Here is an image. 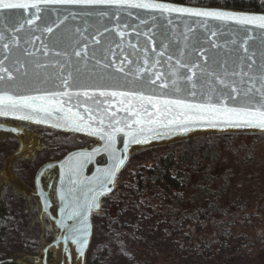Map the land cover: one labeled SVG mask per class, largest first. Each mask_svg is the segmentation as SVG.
Wrapping results in <instances>:
<instances>
[{
    "label": "water",
    "instance_id": "1",
    "mask_svg": "<svg viewBox=\"0 0 264 264\" xmlns=\"http://www.w3.org/2000/svg\"><path fill=\"white\" fill-rule=\"evenodd\" d=\"M20 2L31 4L35 0ZM129 3H157L174 8L264 15V11L199 6L170 0H129ZM38 7L39 12L32 7L0 9V61L14 77L9 81L5 76V81L0 82V93L20 97L66 91L72 95L70 101L68 97L63 98L65 107H72L73 112L83 116L91 128H100L99 121L103 119L105 131L111 130L108 128L110 122L113 127L128 131L126 124L139 127L132 123L137 118L145 121V129L155 128V132L138 133L141 137L139 143H129L124 132L117 133L113 151V148L105 146L106 142L99 134L93 135L69 126L61 118L62 113L45 116L18 109L16 114L0 115L20 119V115L27 114L33 118L20 120L36 123L40 120V124L99 140L94 148L73 150L62 159L45 165H56L60 171V207L54 217L57 234L48 245V249L55 252L54 264H85L92 242L93 213L99 209L102 197L112 191L116 177L128 162L134 146L166 142L204 131L264 132L257 127H232L223 122H217L216 126L207 122H190L184 126L172 124L168 127L150 125L147 121L155 119L166 124L178 110L157 117L156 110L146 105L147 111L141 110L137 117L122 109L128 106L131 99L135 111L141 101L101 97L99 93L134 92L161 100L181 99L196 104H220L222 96L235 95V100L227 99V105L246 106L250 97L260 99L257 89L264 91V79H261L264 77V36L258 29L245 31L232 23L221 26L214 20L205 21L187 14L129 7L127 4H39ZM28 20H33V23L29 24ZM49 27L51 32L46 31ZM214 31L215 36L212 35ZM249 35L253 39L248 40L245 52L242 45ZM77 52L81 55L77 56ZM181 64L187 67H180ZM193 65H198L193 69L195 75L189 71ZM138 67L146 70L137 75ZM117 68L123 70L117 71ZM69 73L71 79L69 86L65 87L62 81ZM189 76H192L191 81L187 79ZM218 78L230 87H223ZM152 80L155 83H151ZM162 84L167 86L161 87ZM231 87H235L237 93H232ZM249 89L251 92H248ZM84 91L92 99L75 95ZM122 99L125 101L123 104ZM85 107L92 109L93 119L89 120ZM149 112L153 115H148ZM117 120L119 124L115 123ZM183 127L188 130L184 131ZM74 212L76 214L72 215ZM14 261L26 264L22 259L15 258L0 260V264ZM38 264L42 263L39 261Z\"/></svg>",
    "mask_w": 264,
    "mask_h": 264
},
{
    "label": "trees",
    "instance_id": "2",
    "mask_svg": "<svg viewBox=\"0 0 264 264\" xmlns=\"http://www.w3.org/2000/svg\"><path fill=\"white\" fill-rule=\"evenodd\" d=\"M170 1L264 11V0ZM262 152L258 134H199L176 142L141 174L136 193L142 201L132 197L116 217H104L97 228L104 237L95 234L89 264H264V174L254 161ZM10 226L0 199V256Z\"/></svg>",
    "mask_w": 264,
    "mask_h": 264
},
{
    "label": "flooded vegetation",
    "instance_id": "3",
    "mask_svg": "<svg viewBox=\"0 0 264 264\" xmlns=\"http://www.w3.org/2000/svg\"><path fill=\"white\" fill-rule=\"evenodd\" d=\"M258 134V130H240L225 133L204 131L177 138L166 142H153L134 146L131 150L136 154L149 152L153 155L151 164L141 163L139 158H129L126 165L118 173L112 191L101 199L99 209L93 213L92 242L94 244L97 228L104 227V217L110 214L116 217L120 209L132 201H142L141 193L137 190L140 176L151 169L156 161L169 152L176 142L186 140L199 134ZM99 140L83 134L58 130L40 123L10 119L0 116V199L10 219L11 231L18 232L22 239L26 237V246H34L32 250L37 255H19L3 251L0 260L15 258L24 260H38L45 263L47 260L54 264V251H43L54 238L57 229L54 217L58 215L60 202L58 199L59 167L45 165L49 162L62 159L73 150L94 148ZM137 156V155H136ZM136 164V165H135ZM135 165V166H134ZM45 167V168H44ZM35 171V172H34ZM126 177V178H125ZM129 181L132 184L126 185ZM139 193V194H138ZM101 217L103 221L97 225L94 219ZM30 234H27V229ZM103 231V229H101ZM14 232V233H15ZM24 235V236H23ZM19 236V235H18ZM20 237V236H19ZM21 238V237H20ZM18 239V238H17ZM27 251L29 250L28 247ZM4 264H20V262H5Z\"/></svg>",
    "mask_w": 264,
    "mask_h": 264
},
{
    "label": "snow or ice",
    "instance_id": "4",
    "mask_svg": "<svg viewBox=\"0 0 264 264\" xmlns=\"http://www.w3.org/2000/svg\"><path fill=\"white\" fill-rule=\"evenodd\" d=\"M39 4H109V5H124L127 4L129 7H137L144 9H157L161 12H175L181 14H187L194 17L203 18L205 21L214 20L218 22L221 26L228 25L230 23L241 26L245 31H250L253 29L260 30V34L264 36V15H252V14H240L227 11H209V10H194L190 8H174L165 4L157 3H129V0H35L34 3L20 2V0H0V9H27L29 7L35 8L37 12L40 11ZM38 18V17H37ZM29 24L33 23V20L27 21ZM207 27V24H205ZM46 31L51 32L52 28L49 27ZM123 36V33H120ZM212 35L215 36L216 32H212ZM253 39L252 35L247 36L244 41V51L247 52V42L248 40ZM99 41H97L98 43ZM215 46V45H214ZM7 47V45H5ZM77 56L81 55L80 52L76 53ZM251 59V57H249ZM147 63V61H145ZM180 64L179 61H177ZM107 66V65H106ZM180 67H187L186 65H180ZM198 67V65H193L192 68H189V71L195 72L193 69ZM123 69L117 68V71H122ZM146 69L138 67L136 69L137 75L144 72ZM175 75V73H173ZM5 76L7 80L11 81L14 79L12 73L7 67L3 66V61H0V82L5 81ZM157 78L159 75L157 74ZM71 79V73L68 74L66 78L63 79L62 83L65 87L69 86V80ZM188 80H192V76L187 77ZM219 79V78H218ZM261 79H264L262 77ZM151 83H155V80H152ZM173 84L176 83L175 80L172 81ZM219 83L228 88L230 85L226 83L223 79H219ZM166 84H162L161 87H166ZM192 87L195 88V84H192ZM232 93H237L235 87H231ZM251 92V89L248 90ZM257 92L260 94V99L256 100L254 97H250L246 101V106L236 107L228 106L227 99L231 98L235 100V95L231 97H221L220 104L214 103H188L181 99H158L153 96H144L143 94H138L134 92H117V91H101L99 95L101 97H122V98H132L141 101L142 103L135 111H133L132 100H128V106L122 110L131 113L133 116L139 117L141 110L147 111L146 105H151L155 110V115L159 117L160 115L171 114L175 111V115L172 119L168 120L167 123H163L159 119L147 121L150 125H158L168 127L172 124H179L181 126L187 125L190 122H207L210 126H216L217 122H223L232 127H257L264 129V91L257 89ZM248 93H245L247 95ZM71 93L66 91L52 92L48 95H37V96H13L7 92L0 93V115L16 114L18 109H27L32 113H43L45 116H52L53 113H62V119L71 127L76 130L89 131L91 134H99L100 138L105 140V146L108 148H113L115 144V137L117 133L124 132L125 136L128 137L129 143H139L141 142V137L138 133H143L145 131L155 132V128L149 127L145 129L143 121L141 118L135 119L132 123L138 125V128H133L132 124H126L125 127L128 131H125L121 127H113L112 123L108 124L110 131L104 130V120L100 119L99 123L100 128H91V125L84 120V117L81 116L78 112H73L72 107H65L64 97H68L69 101L71 100ZM76 96H84L88 99H92V96L89 95L87 91L83 93L77 92ZM195 95V93H192ZM125 101L122 99L121 104ZM99 103V101H97ZM163 109V110H162ZM119 110V109H118ZM85 111L89 113V120L93 119L91 116L92 109L85 107ZM105 111H107L105 109ZM115 115V113H111ZM148 115H153L149 112ZM20 119H32L33 117L27 114H22L19 116ZM37 122H41L37 120ZM116 124H119V120L115 121ZM184 131H187V127H183ZM158 134V133H157ZM127 147V144L125 145ZM114 151V148H113ZM122 162V161H121ZM63 198V197H62ZM74 212L72 215H75ZM71 218V216H69Z\"/></svg>",
    "mask_w": 264,
    "mask_h": 264
},
{
    "label": "rangeland",
    "instance_id": "5",
    "mask_svg": "<svg viewBox=\"0 0 264 264\" xmlns=\"http://www.w3.org/2000/svg\"><path fill=\"white\" fill-rule=\"evenodd\" d=\"M136 146H138V145H136ZM137 155V156H136ZM153 154L152 153H150V151L148 152H142V153H138V154H136V152L134 151L133 153H132V150H131V154H130V157H132L133 156V159L132 160H135V159H138L139 158V160H140V162L141 163H146L147 165L148 164H151L153 161H151V159L152 158H149V157H151ZM259 155H260V157L258 158V159H255L254 161H257V162H259L261 165H262V169H261V171H263L262 172V174H264V152H262L261 154L259 153ZM138 157V158H137ZM253 158H257L258 156L255 154V155H253L252 156ZM136 165V164H135ZM134 165V166H135ZM35 172V171H34ZM263 178H264V175H263ZM258 191V190H257ZM262 192H264V190H262ZM252 194H254L255 196H257V194H260L259 192H253ZM262 195H264V194H262ZM250 218H252V219H258V218H261L260 217V214H254V213H250ZM95 220V223H97V225L96 226H98V224H100V222L101 221H103V219L101 218V217H99L98 216V218L97 219H94ZM258 221V220H257ZM30 229L31 228H28L27 230V234H30ZM15 231H12L11 232V234H10V237L11 238H8V243H7V245H6V247L2 250V251H5L6 253H9V251H14V252H12V253H14L15 255L16 254H23V253H27V254H30V255H37V254H35V252H33L32 250H30V249H33V245L32 246H26V237L25 238H23L22 239V236L18 233V232H15ZM56 233H57V229H56ZM260 234L264 237V231L263 232H261L260 231ZM21 237H19V236ZM101 235V236H100ZM103 235V236H102ZM255 235V234H254ZM24 236V235H23ZM55 236H56V234H55ZM55 236H54V238H55ZM97 237H104V230L102 231L101 229H97ZM18 238V239H17ZM53 238V239H54ZM52 239V240H53ZM260 243L262 242V240L261 241H259ZM50 244V243H49ZM48 244V245H49ZM48 245H46L45 246V248L43 249V251L42 252H44L45 254H46V251H47V249H48ZM26 247H28L29 248V250L27 251V248ZM92 247H93V245H91L90 246V248H89V250H88V252H87V255H86V258H85V264H89V262H90V259H91V256H92ZM52 249V248H51ZM51 251H53V250H51ZM4 253V252H3ZM3 253H1V256H3ZM54 254H55V252H54ZM214 256V258L216 259V258H219V256L217 255V254H214L213 255ZM28 259V258H27ZM24 260L25 261V263L26 264H38L39 263V261H37L36 259L33 261V260ZM56 261V260H55ZM228 263H223V264H238L237 262H234V261H232L231 260V262L230 261H227ZM50 264V262H48L47 260L45 261V263L44 264ZM115 263V262H114ZM169 264H172L173 262H171V261H169L168 262ZM43 264V263H42ZM57 264V263H56ZM202 264H204V263H202ZM248 264H255L254 263V261L252 260V261H249V263Z\"/></svg>",
    "mask_w": 264,
    "mask_h": 264
}]
</instances>
